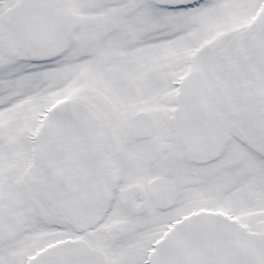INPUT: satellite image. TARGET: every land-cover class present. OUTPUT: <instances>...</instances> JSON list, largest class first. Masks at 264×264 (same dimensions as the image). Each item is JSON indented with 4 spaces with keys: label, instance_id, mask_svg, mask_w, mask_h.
<instances>
[{
    "label": "snow or ice",
    "instance_id": "obj_1",
    "mask_svg": "<svg viewBox=\"0 0 264 264\" xmlns=\"http://www.w3.org/2000/svg\"><path fill=\"white\" fill-rule=\"evenodd\" d=\"M0 264H264V0H0Z\"/></svg>",
    "mask_w": 264,
    "mask_h": 264
}]
</instances>
